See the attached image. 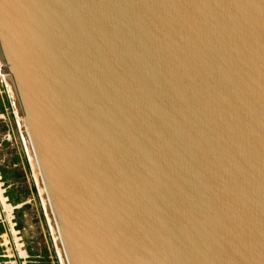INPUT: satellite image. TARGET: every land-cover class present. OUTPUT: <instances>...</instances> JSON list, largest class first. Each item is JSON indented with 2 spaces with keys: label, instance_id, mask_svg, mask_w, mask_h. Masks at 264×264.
<instances>
[{
  "label": "water",
  "instance_id": "water-1",
  "mask_svg": "<svg viewBox=\"0 0 264 264\" xmlns=\"http://www.w3.org/2000/svg\"><path fill=\"white\" fill-rule=\"evenodd\" d=\"M65 264H264V0H0Z\"/></svg>",
  "mask_w": 264,
  "mask_h": 264
},
{
  "label": "rangeland",
  "instance_id": "rangeland-1",
  "mask_svg": "<svg viewBox=\"0 0 264 264\" xmlns=\"http://www.w3.org/2000/svg\"><path fill=\"white\" fill-rule=\"evenodd\" d=\"M1 80L0 264H62L37 172L36 181L20 134L15 97L9 82Z\"/></svg>",
  "mask_w": 264,
  "mask_h": 264
},
{
  "label": "bare ground",
  "instance_id": "bare-ground-1",
  "mask_svg": "<svg viewBox=\"0 0 264 264\" xmlns=\"http://www.w3.org/2000/svg\"><path fill=\"white\" fill-rule=\"evenodd\" d=\"M0 77H1V78H5V80H7V81L9 82V84L11 85V82L9 81V79H8L7 76H6V74H5V73L3 72V70H2V63H0ZM11 88H12L11 93H13V96L15 97L12 85H11ZM14 104H15V108L18 110V106H17L16 100L14 101ZM18 113H19V110H18ZM19 116H20V115H19ZM18 124H19L20 134L22 135L23 144H24V146H25V150L29 152V153H28L29 159H30V161H31V162L33 163V165H34V166H33V170H34L35 180L37 181V178H38L39 185H40V187H41V189H42V191H43V195H44V199H45V205H44V206H45V209H46L47 212H48V219L50 220L51 227H52V228L54 227V230H55L54 239H55V237H56V238L58 237V235H57V230H56V228H55V225H53V222H52L51 214H50V212H49V208H48V202H47V200H46V196H45V193H44V189H43L42 183H41V181H40V177H39V175H38L37 167H36L35 161H34V159H33V155H32V153H31V150H30V146H29L28 140H27V138H26V136H25L24 129H23V125H22V124L20 125L19 122H18ZM32 160H33V161H32ZM34 167H35L36 169H34ZM35 170H36V172H37V178H36ZM56 245H57V248H58V251H59V257H60V259L62 260V264H65V263H64V258H63L62 252H61V247H60V244H59V240H58V238L56 239ZM61 255H62V256H61Z\"/></svg>",
  "mask_w": 264,
  "mask_h": 264
},
{
  "label": "built area",
  "instance_id": "built-area-1",
  "mask_svg": "<svg viewBox=\"0 0 264 264\" xmlns=\"http://www.w3.org/2000/svg\"><path fill=\"white\" fill-rule=\"evenodd\" d=\"M0 81H2V80H1V77H0Z\"/></svg>",
  "mask_w": 264,
  "mask_h": 264
}]
</instances>
